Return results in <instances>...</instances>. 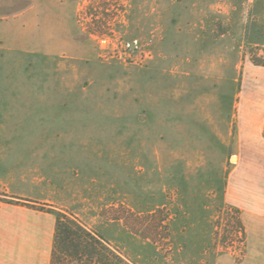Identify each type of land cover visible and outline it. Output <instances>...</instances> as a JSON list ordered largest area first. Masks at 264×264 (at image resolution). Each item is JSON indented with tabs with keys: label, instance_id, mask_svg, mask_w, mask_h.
<instances>
[{
	"label": "rangeland",
	"instance_id": "1",
	"mask_svg": "<svg viewBox=\"0 0 264 264\" xmlns=\"http://www.w3.org/2000/svg\"><path fill=\"white\" fill-rule=\"evenodd\" d=\"M254 61L264 0H0V202L71 213L132 264H239Z\"/></svg>",
	"mask_w": 264,
	"mask_h": 264
},
{
	"label": "crops",
	"instance_id": "2",
	"mask_svg": "<svg viewBox=\"0 0 264 264\" xmlns=\"http://www.w3.org/2000/svg\"><path fill=\"white\" fill-rule=\"evenodd\" d=\"M229 183L236 187L241 200L236 202L245 213L247 251L239 264H264V174L249 187L240 186L235 177ZM41 218L32 210L0 202V264H49L54 218L50 227L42 225Z\"/></svg>",
	"mask_w": 264,
	"mask_h": 264
},
{
	"label": "trees",
	"instance_id": "3",
	"mask_svg": "<svg viewBox=\"0 0 264 264\" xmlns=\"http://www.w3.org/2000/svg\"><path fill=\"white\" fill-rule=\"evenodd\" d=\"M38 210L54 218L49 264H132L102 235L87 228L73 214L53 208Z\"/></svg>",
	"mask_w": 264,
	"mask_h": 264
},
{
	"label": "water",
	"instance_id": "4",
	"mask_svg": "<svg viewBox=\"0 0 264 264\" xmlns=\"http://www.w3.org/2000/svg\"><path fill=\"white\" fill-rule=\"evenodd\" d=\"M131 47H132V48H134V46H133V45H132Z\"/></svg>",
	"mask_w": 264,
	"mask_h": 264
}]
</instances>
